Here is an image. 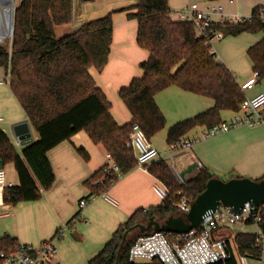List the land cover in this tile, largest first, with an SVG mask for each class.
Instances as JSON below:
<instances>
[{"label":"trees","instance_id":"obj_1","mask_svg":"<svg viewBox=\"0 0 264 264\" xmlns=\"http://www.w3.org/2000/svg\"><path fill=\"white\" fill-rule=\"evenodd\" d=\"M263 7L256 5L252 9L251 14L255 17L251 23L218 26L227 35L246 31L263 33L262 39L248 49L253 69L258 70L261 78H264V21L257 15ZM121 10L137 19V43L148 50L149 56L142 63L143 75L119 89V95L130 110L132 119L118 125L111 115L109 100L89 72L92 66L102 70L108 61L113 11L57 37L55 27L72 22L73 0H21L16 6L11 52L7 48H0V65L10 71L11 89L30 125L38 132V138L17 151L0 128V167L13 162L19 178L18 184L7 189L6 202L16 204L39 199L41 189L50 188L55 180L48 151L80 130H85L95 143L104 145L118 164L121 175L131 171L136 167L134 152L127 146L132 126H141L148 138L166 126L165 116L154 96L170 85L212 97L215 105L172 125L167 132L168 144L196 125L211 126L221 121V110H237L245 98L233 73L216 58L215 53L210 52L204 39L196 35L193 24L170 17L167 0H137ZM78 151L88 158L84 148L80 147ZM149 171L168 186L170 196L151 207L149 213L142 208L136 210L87 264H134L128 260L130 246L137 237L153 230L136 228L134 230H139L138 235L128 240L129 233L134 230L130 231L121 247L124 233L152 216L185 217L174 202L182 196L194 201L205 189L208 180L216 177L208 169H203L194 178L179 183L163 159L154 161ZM92 179L98 181L96 190L101 191L116 181L118 176L104 175L101 168ZM261 226L264 231V220ZM236 241L241 253H254V235L238 234ZM15 245L14 240L0 239V248ZM53 264L56 263L53 261ZM214 264L236 263L230 258Z\"/></svg>","mask_w":264,"mask_h":264},{"label":"crops","instance_id":"obj_2","mask_svg":"<svg viewBox=\"0 0 264 264\" xmlns=\"http://www.w3.org/2000/svg\"><path fill=\"white\" fill-rule=\"evenodd\" d=\"M167 1L172 7L178 6L176 0ZM220 1L225 3V0ZM97 2L100 4L99 0ZM136 2H123L113 8H107V13L113 11L109 58L102 70L94 66L89 68L96 85L109 100L111 115L118 125L132 119L130 110L119 95V89L143 75L142 63L149 56L148 50L137 43V19L128 16L127 11L121 10ZM256 5H264V0H236L234 5L226 4V9L241 13L252 11ZM85 12L87 9L75 11L72 22L56 26L55 32L60 29L64 35L77 29L80 24L88 21ZM226 36L228 39L223 43L220 41L214 46V50L219 61L229 68L237 83L241 85L254 70L248 49L262 39L263 33L246 31ZM7 74L6 68L0 65V79H5ZM258 92H264V78L252 89L244 91V94L253 96ZM154 98L165 116L166 126L150 140L161 152L163 160L174 174H179L184 181L194 178L203 169H208L221 179H261L264 176V123L255 127H236L226 133L207 138H202L207 125H196L185 134L195 139L192 149L174 153L171 160L167 155L168 129L179 121L212 108L215 100L184 90L177 85L160 90ZM235 112L236 110L223 109L220 111V118L231 120ZM0 117V128L6 134L4 126L10 127L14 134L13 125L28 120L11 89L9 78L0 84ZM31 132L33 140L37 139L38 132L32 125ZM80 147L88 153V158L78 151ZM21 148L22 146L16 147L17 151H21ZM107 153L104 145L95 143L85 130H80L70 139L51 148L47 154L55 174L53 184L48 189H41L39 199L20 201L16 204L6 202L5 206L0 207V239L7 238L17 244L36 245L54 238L58 247L53 260L56 264H87L136 210L151 209L161 203L154 191L157 178L149 170L138 167L121 175L101 191L96 190L98 181H93L92 177L103 167ZM197 162L203 164L202 169L197 167ZM7 176L15 184L19 183L18 175ZM105 191L116 203L102 196ZM80 199L89 200V204L80 210L81 218L76 220L71 228H66L62 237H57L60 228L79 211ZM236 228L245 234H250L256 229L254 225H238Z\"/></svg>","mask_w":264,"mask_h":264},{"label":"built area","instance_id":"obj_3","mask_svg":"<svg viewBox=\"0 0 264 264\" xmlns=\"http://www.w3.org/2000/svg\"><path fill=\"white\" fill-rule=\"evenodd\" d=\"M236 0H191L182 8L171 10L170 17L174 20H183L193 24L196 35L204 39L210 52L215 53L213 42L226 36L225 31L218 27L226 24L251 23L254 17L242 15L238 11H229L226 4L234 5ZM264 21V7L259 9L257 15ZM216 58L218 59L217 55ZM219 60V59H218ZM10 76V71L5 79ZM0 79V84L5 81ZM261 79L258 70H253L252 75L241 85V90L252 89ZM2 118L0 117V121ZM264 123V92H258L253 96H245L240 102L231 120H221L211 126H207L202 138L226 133L240 126L255 127ZM15 136V135H14ZM15 142L22 146L15 136ZM195 139L182 136L168 144L167 155L173 160L176 152L191 150ZM127 146L134 152L136 167L149 170L150 165L163 159L161 152L147 137L145 131L138 124H134L129 134ZM199 169L203 168L201 162H197ZM104 175L116 174L121 176L118 164L110 153L106 155V162L102 167ZM179 183H185L184 179L175 174ZM102 181V180H101ZM100 181V182H101ZM15 183L7 176L4 167H0V207L6 204V192ZM154 191L159 196L161 203L170 196V189L157 178ZM181 192H178L180 195ZM102 196L110 202L116 201L107 191ZM191 201L182 196L174 202L176 208L187 214L191 209ZM89 204V200H79V213L67 222L57 232V237L64 235L66 228L81 218L80 210ZM145 213L150 209L143 208ZM264 220V203L255 204L247 201L239 212H235L231 206L220 203L215 211L204 216L202 223L188 232L155 231L141 235L135 239L128 250V260L134 264L160 262L162 264H214L225 262L233 258L236 264H264V231L261 223ZM238 225H254L256 229L250 233L255 236L254 253L243 254L240 252L236 236L242 234L236 227ZM172 232V234H171ZM245 234V233H244ZM58 252L54 238L40 242L39 244L19 243L13 247L0 248V264H53Z\"/></svg>","mask_w":264,"mask_h":264},{"label":"water","instance_id":"obj_4","mask_svg":"<svg viewBox=\"0 0 264 264\" xmlns=\"http://www.w3.org/2000/svg\"><path fill=\"white\" fill-rule=\"evenodd\" d=\"M14 10L10 11L7 21L9 36H12L14 31ZM12 129L22 146L33 141L31 125L28 120L14 124ZM247 201L258 205L264 203V176L261 179L233 177L227 180L213 177L208 180L205 189L194 199L191 209L185 214V217L170 215L164 223H161L152 216L146 224L137 223L124 233L121 247L127 239L128 233L136 228L143 231L188 232L198 227L204 216L215 211L220 203L231 206L235 212H239Z\"/></svg>","mask_w":264,"mask_h":264},{"label":"rangeland","instance_id":"obj_5","mask_svg":"<svg viewBox=\"0 0 264 264\" xmlns=\"http://www.w3.org/2000/svg\"><path fill=\"white\" fill-rule=\"evenodd\" d=\"M20 1L21 0H15V5L17 6L20 3ZM99 1H100V4H97L98 3L97 0H95V1L88 0L87 2H83V0H73V13L75 14V11L80 12L81 9H87V12H85L84 15L87 18V20H91V19L98 18V17L105 15L107 13V8H113L114 6H118L119 4H122L123 2L130 4V3L135 2L137 0H99ZM187 2H189V0H176V3L178 4L177 7H172L170 5L169 1H168V4L170 6V9L175 10V9H179V8L184 7L185 5H187ZM222 2H224V1H222ZM250 13H251V11H242L241 12L242 15H249ZM13 19H14V12H13ZM13 23H14V21H13ZM55 33H56L57 37H60L63 34L60 31V29H58L57 32H55ZM227 39H228V37L225 36L224 38H222L220 40H215L213 42V46H217L220 41L223 43ZM2 47L7 48L9 50V52H11L12 36H8V37L4 38L2 41H0V48H2ZM4 128L8 134V138H9L10 142L14 145L15 148L18 147V145L15 142L14 134L12 133L10 127L4 126ZM4 168L7 172V174H9L10 176L17 175L13 162H7L4 165ZM223 180H227V179H223ZM169 216L170 215H167L165 217H156V219L159 220V222L164 223L165 220ZM173 216H177V215H173ZM147 222L148 221H144L141 223L146 224ZM138 233H139V230H134L131 233H129L128 240L134 239L138 235Z\"/></svg>","mask_w":264,"mask_h":264},{"label":"bare ground","instance_id":"obj_6","mask_svg":"<svg viewBox=\"0 0 264 264\" xmlns=\"http://www.w3.org/2000/svg\"><path fill=\"white\" fill-rule=\"evenodd\" d=\"M15 7V0H0V41L9 36L7 21L10 11Z\"/></svg>","mask_w":264,"mask_h":264}]
</instances>
